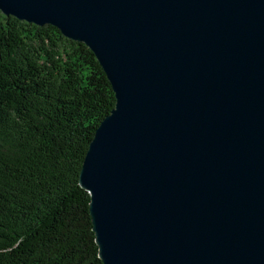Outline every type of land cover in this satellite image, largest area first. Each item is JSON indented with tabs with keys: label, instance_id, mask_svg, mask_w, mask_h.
Wrapping results in <instances>:
<instances>
[{
	"label": "water",
	"instance_id": "obj_1",
	"mask_svg": "<svg viewBox=\"0 0 264 264\" xmlns=\"http://www.w3.org/2000/svg\"><path fill=\"white\" fill-rule=\"evenodd\" d=\"M115 92L80 171L104 264H264V0H0Z\"/></svg>",
	"mask_w": 264,
	"mask_h": 264
},
{
	"label": "trees",
	"instance_id": "obj_2",
	"mask_svg": "<svg viewBox=\"0 0 264 264\" xmlns=\"http://www.w3.org/2000/svg\"><path fill=\"white\" fill-rule=\"evenodd\" d=\"M115 100L85 43L0 11V264H104L79 178Z\"/></svg>",
	"mask_w": 264,
	"mask_h": 264
}]
</instances>
